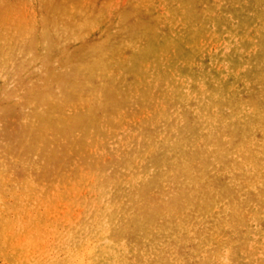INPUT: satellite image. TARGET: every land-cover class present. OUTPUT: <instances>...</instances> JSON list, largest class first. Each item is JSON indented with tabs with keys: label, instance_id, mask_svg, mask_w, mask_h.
Instances as JSON below:
<instances>
[{
	"label": "rangeland",
	"instance_id": "1",
	"mask_svg": "<svg viewBox=\"0 0 264 264\" xmlns=\"http://www.w3.org/2000/svg\"><path fill=\"white\" fill-rule=\"evenodd\" d=\"M0 264H264V0H0Z\"/></svg>",
	"mask_w": 264,
	"mask_h": 264
}]
</instances>
